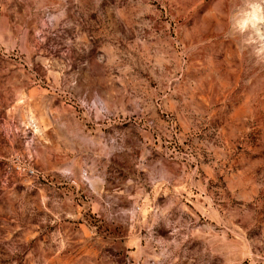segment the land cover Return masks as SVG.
Here are the masks:
<instances>
[{"label": "rangeland", "instance_id": "obj_1", "mask_svg": "<svg viewBox=\"0 0 264 264\" xmlns=\"http://www.w3.org/2000/svg\"><path fill=\"white\" fill-rule=\"evenodd\" d=\"M262 17L0 0V264H264Z\"/></svg>", "mask_w": 264, "mask_h": 264}, {"label": "clouds", "instance_id": "obj_2", "mask_svg": "<svg viewBox=\"0 0 264 264\" xmlns=\"http://www.w3.org/2000/svg\"><path fill=\"white\" fill-rule=\"evenodd\" d=\"M260 11H262V9H260L259 5L255 6L253 9V12L249 13V17L252 19L256 18V13L260 12ZM262 18H264V17H262Z\"/></svg>", "mask_w": 264, "mask_h": 264}]
</instances>
